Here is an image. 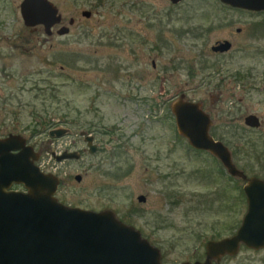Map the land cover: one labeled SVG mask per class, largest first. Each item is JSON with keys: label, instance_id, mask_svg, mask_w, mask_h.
I'll return each instance as SVG.
<instances>
[{"label": "rangeland", "instance_id": "obj_1", "mask_svg": "<svg viewBox=\"0 0 264 264\" xmlns=\"http://www.w3.org/2000/svg\"><path fill=\"white\" fill-rule=\"evenodd\" d=\"M51 1L69 34L28 28L23 0H0V138L20 134L41 145L50 130L69 128L61 146L80 129L92 133L102 148L98 154L86 153L80 162L51 160V171L62 179L57 198L83 209L112 210L161 250L165 264L204 261L207 242L232 236L243 212L205 207V196L219 192L227 202L233 184L205 179L207 156L179 134L171 105L183 94L203 104L215 122L211 133L230 137L232 128L222 126H233V77L253 61L235 51L241 59L219 60L211 47L218 39H238L237 28L248 20L213 1L184 0L176 8L168 0ZM240 41L244 48L262 43ZM106 146L121 149L109 155ZM42 155L49 163V144ZM220 264H264V250L243 249Z\"/></svg>", "mask_w": 264, "mask_h": 264}, {"label": "water", "instance_id": "obj_2", "mask_svg": "<svg viewBox=\"0 0 264 264\" xmlns=\"http://www.w3.org/2000/svg\"><path fill=\"white\" fill-rule=\"evenodd\" d=\"M171 1L178 4L182 0ZM222 1L233 7L264 9V0ZM20 11L26 27L43 26L48 36L53 35V28L63 20L51 0H23ZM83 16L90 18L92 13L85 11ZM74 23L71 19L70 25ZM69 33V27L57 32L60 36ZM229 48L228 43L222 49ZM171 111L179 134L190 146L213 153L231 173H236L231 153L211 136L212 120L199 103L190 102L182 95L173 101ZM65 133L67 130L55 129L50 136L61 137ZM86 141L90 153H94L93 139L87 137ZM25 142L24 137L14 134L0 139V264H164L161 250L143 238L134 226L118 219L112 210L97 212L60 202L56 197L59 178L30 167L24 158L35 151ZM21 148V153H11ZM74 158L79 155L67 153L58 159ZM8 180L25 184L29 193H6L2 183ZM76 180L80 182L82 176L78 175ZM256 187L264 188V184L251 181L247 190ZM138 200L144 202L146 198L140 196ZM241 244L257 250L264 248V208L251 204L236 235L207 243L204 261L180 264H220L226 255L236 256Z\"/></svg>", "mask_w": 264, "mask_h": 264}, {"label": "flooded vegetation", "instance_id": "obj_3", "mask_svg": "<svg viewBox=\"0 0 264 264\" xmlns=\"http://www.w3.org/2000/svg\"><path fill=\"white\" fill-rule=\"evenodd\" d=\"M168 1L172 7L176 8L180 6L184 0H182L178 4H174L171 0H168ZM196 1L205 3V4H208L207 1H213L214 4L221 7L222 9L230 10V11L232 10L236 12V14H238L239 16L246 17V19L248 20V23L245 22L242 27H238L236 30L238 39H236L235 37L218 39L215 41L214 45H212L211 51L214 53L216 58H218L219 60L225 59L229 55L233 56V53L235 51L236 54H241V53L244 54L242 59L244 60L250 59L253 61V63L250 64L249 66L242 65L241 67H239V69L237 70V72L235 73L233 77L235 86H234V95L232 97L233 101L230 104L231 108L233 109V114H234L233 115V126L232 125L222 126L223 128H229V129L232 128V130L228 132V133H231L230 137H227L226 135H224L222 136L223 140L217 139L211 133L212 128L215 127V122L212 118L210 111L204 110L203 104L199 102H195V103H199L201 105L202 110L210 116L212 120L210 134L216 141L222 142L228 148L229 152L231 153L232 165L236 170L235 174L231 173L228 170V168L225 166L224 162L219 157L215 156L213 153L209 151L196 150L192 146H190L192 149L199 151L202 154H205L207 156L205 158L207 159V162H203L204 168H201V171L204 174L205 179L209 177H210L209 180H211L214 177L217 179L225 178V179H228L233 184L232 190H229L230 191L229 195L227 191L228 189L225 188L224 184L222 185V187L225 188L224 190H226L225 192H227V195H228L227 196L228 200H226L227 202H224L225 200L218 199V197H221L220 194L222 193V192L221 193L219 192V195L215 194L211 196H205V199H204L205 207H207L208 209H217L219 208L217 206L220 205L222 209L224 207H227L229 210L232 209L238 213L243 212V216L241 219H239L237 229L235 230V233L232 236L219 238L216 240H210V241H220L226 238H231L237 234V232L239 231V229L241 228L243 224L244 218L247 212L249 211L251 204H255V206H257L258 209L264 208V188L256 187V188H250L249 190H247V188L250 187L251 185V181L256 185L264 184V9L259 10V9L233 7L229 4L224 3L222 0H196ZM39 27L43 28V26H39ZM62 27H66L64 25L63 20L61 24L53 28L52 30L53 35L55 32L57 34V32ZM209 31L210 29H206V30H202L201 32H202V35H205ZM193 35H195L196 37L199 36L197 33ZM240 37L241 38L244 37L248 39L250 43L253 42L255 44L258 40H260L262 43L258 45L252 44L251 46L253 45L255 46L252 48L250 46H246L247 48H244V46H241V45L239 46V43L241 42ZM228 43L230 44V48L224 51V49L222 48H224L225 45ZM216 48H219V49L217 50ZM250 48L252 50H250ZM260 56H262V61H259ZM233 57L237 58L238 55H234ZM238 58L241 59V56L239 55ZM153 65L155 66V63ZM185 99L188 100L186 95H185ZM225 100H229V99H225ZM190 102H194V101H190ZM175 124H176V120H175ZM176 128H177V125H176ZM55 129L67 130V133H65L61 137H51L50 132ZM52 130H50L48 134L50 138L47 140V142H44L41 145L40 143L37 142V140L33 142L32 140H29L21 135L22 137L25 138L26 146L33 147L35 151L34 153L32 152L33 154L32 156L26 157L24 159L30 165V167H37L41 173L56 175L60 180V183H59V186H60L62 182L61 177L57 173H54L51 171L55 163L58 162L59 164H62V163H68V162H80L83 160L84 155L86 153H89L90 155L93 156V155L98 154L100 150L102 151V148L100 149L99 145L97 144L98 139L95 138V136L92 133L83 131L81 129L78 130V134H76V136L73 137V139L64 141L63 144H61V146H58L59 140L68 139L71 136V130L65 127L54 128ZM14 135H20V134H14ZM8 136L1 137L0 139H5ZM87 137H91L93 139L92 144L93 146H95L94 153H90L89 142L86 141ZM82 139L86 142L87 148L81 149ZM47 144H49L51 148V159L49 163L47 162L44 163L42 153L44 152L45 146ZM39 145L41 146L40 148H39ZM56 146L62 148V151L59 153L55 152L53 148ZM118 149H121V146H117L114 148H109L106 146L104 148V151L110 155L111 153L113 154L114 152H117ZM22 151L23 149L21 148L19 150H13L11 153L13 155H16V154L21 153ZM67 153H77L79 155V158L63 159V160L58 159L59 157L65 156ZM51 160L56 161V162L54 163ZM0 168H1V165H0ZM208 171H209V174H208ZM77 176L78 175H76L75 178ZM214 180H211V183L214 184L215 183ZM2 185L4 186V190L6 193H24V194L29 193L28 188L23 183H18L12 180H8V181L3 182ZM59 186H58V190H59ZM219 189L220 188H216V191H219ZM58 190H57V193H58ZM141 196H144V195H141ZM146 201H147V198L143 203H145ZM221 201L224 202L223 203L224 206L221 205ZM126 224L131 225L128 223ZM142 237L145 238L143 234H142ZM243 249H248L254 252H260L264 250V248H260L258 250L253 249V248H248L246 245L241 244L239 253L237 255H239L241 250ZM162 257H163V254H162ZM227 257H234V256L226 255L222 259L227 258Z\"/></svg>", "mask_w": 264, "mask_h": 264}]
</instances>
